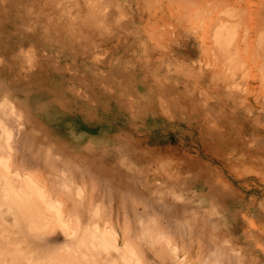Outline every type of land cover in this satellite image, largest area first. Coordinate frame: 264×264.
Listing matches in <instances>:
<instances>
[{
	"label": "rangeland",
	"instance_id": "rangeland-1",
	"mask_svg": "<svg viewBox=\"0 0 264 264\" xmlns=\"http://www.w3.org/2000/svg\"><path fill=\"white\" fill-rule=\"evenodd\" d=\"M3 2L0 5V101L6 98L16 107L24 108L33 121L37 136L46 135L54 142L63 143L64 148H66L64 151L68 150L67 148L71 144H75L71 152L89 153L87 149L94 144L97 148L96 154L101 157L99 160L101 159V162L107 165L109 173H116L117 175L121 167L119 161L124 160L125 165H123L125 167L122 166L124 171L129 166L141 176L140 181L142 183L138 184L139 187L136 186V190H140L137 191L138 197L139 195L141 197L159 196L161 191L166 189L175 192L177 195L181 193L182 197H185L184 199H189L187 206L197 208L195 214H204L203 212H205L210 218L209 220L219 222L217 226L219 228L216 231L213 230L215 232H212L211 228L209 231L214 234L217 233V236L213 234L216 238L221 239L222 236L227 238V243H225L224 237L222 242L224 240L223 244L231 250H234L236 246L234 251L238 254H244L245 260L243 259V261L246 262L245 264H247V260L249 263L252 258L253 260L249 264H264V91L263 93L260 91L264 90V65L261 64L260 59L250 58L244 52L248 56L237 52V56L243 55L242 58L240 56L234 61V64L237 63L236 65L240 66L237 68L234 65L236 81L239 82L241 79L243 82L245 79L251 81V77H249L252 75L249 74L251 72L254 73V78L260 79L259 84L257 81L254 82V85L260 86V89L258 88L256 93L248 94L244 89V83L232 86L238 95L246 96L245 94H247L249 96L250 107L240 108V104L235 101L222 103L224 104V112L221 113V110L217 111L219 103L216 98L218 97L210 79L208 80L206 67L204 66L202 69L193 68L198 65L201 59H203L202 62H206L205 56L202 58L200 53L194 51L189 56L183 53L172 54L168 51H165L162 56L142 52L134 56L130 54L129 49V51L127 50V47L131 46V43L125 42L130 27L134 29V34L145 36L142 30L145 29V23L148 19L143 16L145 19L142 20L144 13L159 15L163 12L162 19L174 25V16L178 12L176 5L169 4L166 0H161L158 3L157 0V3H154L155 6L163 3L159 10L155 12L153 7H145L142 4L139 7H143V10L140 11L139 8L137 14L127 0H120L123 20L117 21L118 26L115 22L106 26L114 31L117 35L115 38L111 34L106 35L107 31L104 27L100 29L101 34L88 35L87 30H81L78 27L79 23L76 22L74 26L72 24L67 25L65 17L56 13L52 15L53 23L64 24L68 30L75 33L72 37L78 38L81 43L80 36L89 41H96V39L99 41L101 36L103 41L100 42L99 48L89 50V48H84L79 44L72 45V42L69 41L70 32L67 31L63 33L62 40H68L69 44L68 41L65 43H62V40L59 41L58 32L55 30L50 33V36H46V39L41 38L38 31L41 26L35 25L36 21L41 19H36L34 15H31L25 0H3ZM202 2H206V0ZM241 4L240 2L234 4L238 13H241L239 11ZM16 5H23L25 8V13H22L24 18H19L15 9ZM43 6L45 5L41 4V7ZM223 10H226V7L219 8L211 14L207 12L199 19H190L185 25H188L190 29L192 26L191 30L195 31V36H198L209 25H213L211 22H217L214 25L216 27L220 25L223 27L228 21L227 11ZM37 13L39 16L36 15V17H40L41 10ZM236 13L233 12V14ZM218 14L219 17L221 14L223 16L217 18L216 15ZM134 15L137 17L141 15V20L139 18L138 23L131 24V18ZM13 16L17 17L14 18ZM236 18L238 17L232 18L233 21ZM149 20L151 23L152 21L155 23L154 19ZM200 22L201 24H199ZM239 22V20H235V25H238V28L241 27ZM236 26L229 29H232L230 34L235 33L231 34V37L238 40L239 38L235 37L242 35L238 33H242L244 27L242 31V27L238 30ZM236 31L238 32L236 33ZM54 33L56 36L53 35ZM225 38H228V35L225 34ZM177 39L176 37L172 43V41L164 38L162 42L169 46L181 47ZM191 40H189L190 43H194V39ZM254 40V46L255 44L257 46L258 43V46H261L264 43L262 41L260 45V42L257 43L256 41L255 43ZM61 45L64 46L63 49ZM202 54L204 55V53ZM218 55L223 61L225 54ZM214 56L210 52L213 66L218 61L212 58ZM220 56L218 57L220 58ZM218 57L215 56L217 59ZM243 58L246 59L247 64L241 63L244 61ZM250 59L256 60L255 64L261 62L258 69L253 65L254 60L251 61ZM160 60L162 63L158 62ZM247 60L253 63L250 64L253 69L251 66H249L250 68L247 67L249 64ZM262 61L264 62L263 59ZM245 64L247 70L246 68L242 69ZM185 70L190 75L184 73ZM198 70L200 77L195 80L191 74H196ZM239 74L243 78H241L242 76L239 77ZM246 75H249L248 78ZM199 86L202 87L203 94L208 96L207 100L203 99V94H199L197 90ZM219 91L223 92L221 88ZM256 94L258 97L261 96L257 101L253 98ZM194 96L196 101L191 103L190 98ZM236 107L240 108L238 110L240 118L233 115ZM256 108L259 110L257 111ZM246 109H250V112ZM233 117L235 122L232 123ZM7 123L12 124L10 120ZM92 123L95 124L96 135L94 137L93 134H89L83 128V126ZM189 123L198 126L194 133L189 129ZM229 127L234 128L232 134L227 132ZM231 151L240 152L238 155L240 157H232ZM101 152L103 153L101 154ZM78 173L76 176L74 173L70 174L71 177H75L72 180L75 179L78 183V179L80 180L84 190L85 199L83 198L81 203L83 211L81 213L80 210V214L76 212L80 222L91 224L96 220L99 225L110 224L120 236L129 233V230H134L132 221L133 229L127 230L124 223L134 218L131 216L134 214L132 208H139L138 202L137 205H133V201L131 203L132 208L127 206L129 207L126 212L128 219L122 221L120 218L126 217L122 216L125 213L124 211L121 212L122 209L118 203L119 197L116 195L117 189L108 187L106 183H103L104 180L100 182L98 188H95L93 184L88 183V178L83 181L82 176ZM118 181L122 183L113 182L114 185L119 186L114 187L120 188V186L125 185L123 179ZM90 183L92 182L90 181ZM219 189L223 190L224 194L234 198V202H226L223 198L215 197L218 196L215 192ZM89 190L95 198L92 197ZM97 190H99L98 194H96ZM102 190L105 194L101 193ZM108 190H110L112 198L109 196ZM89 195L92 198L90 201L88 200L90 199ZM211 195L213 197H210ZM53 196L61 201L65 213L73 211L76 207L73 202L74 205L70 204V208H68L69 202L72 201H67L69 200L67 197L65 200L58 193ZM138 199L135 198V200ZM184 199L182 201L180 197H177L176 201L183 203L185 202ZM96 200L101 207L99 219L96 217L94 221H91L93 218L90 217L91 219H89L90 213L86 205L88 204L90 207ZM171 200L174 201L175 199ZM233 203L239 204L233 205ZM103 207L105 208L103 209ZM189 211L194 212V209H189ZM73 212L71 214L74 215L75 210ZM230 214H234L235 218L230 217ZM6 216L8 215L6 214ZM130 217L133 218L130 219ZM90 221L91 223H89ZM120 223L121 225L124 224L122 226L127 233L124 229L119 228ZM206 228L205 231L208 230V227ZM223 231L224 233H222ZM208 232H205V236L210 235L215 243L218 240L217 245L220 244L221 240L219 242V239L214 238L213 235L211 236L212 233ZM48 237L49 241L58 248L65 240L63 234L58 231L53 232ZM175 238L176 242L180 244L179 246L184 248L185 244L183 245L181 241L185 240ZM179 238L181 237L179 236ZM190 239L192 241L189 243L186 241V250L182 249L181 251H190L188 255L191 253L194 259L192 264H202L201 258L204 251L201 249L203 248L201 244L204 245V243L198 241L197 237ZM231 243L232 247L230 246ZM225 245L222 246L226 248ZM188 247L190 248L188 249ZM242 247L243 249H241ZM199 249H201L200 253L198 252ZM201 252H203L202 256ZM150 255L156 258L153 254ZM195 255L196 259H199L198 262ZM190 257L188 256L189 260H191ZM250 257L252 258L248 259Z\"/></svg>",
	"mask_w": 264,
	"mask_h": 264
},
{
	"label": "bare ground",
	"instance_id": "bare-ground-1",
	"mask_svg": "<svg viewBox=\"0 0 264 264\" xmlns=\"http://www.w3.org/2000/svg\"><path fill=\"white\" fill-rule=\"evenodd\" d=\"M127 1L137 14L139 8L140 11L143 10V7H139L142 6V4L145 5V7H153L155 12L159 10L161 7L160 5L163 4L161 3L155 6L156 4L154 3L157 0H135V5L134 0ZM160 1L158 0V3ZM202 1L203 0H166L167 3L177 6L178 12L174 16V25L162 19L163 12L159 15H156V13L152 15L148 12L146 14L144 13L142 15V20L147 18L148 21H146V27L142 30V33L145 34L146 38L143 34H134V29L130 27L125 42L131 43V46H128L127 50L129 49L130 51H128L130 54L134 56L139 52L157 54L158 56H162L165 51L172 52V54L183 53L186 56L192 54L193 51L198 54L200 53V57L203 58L205 56L204 60L206 62H202L203 59H201L198 65L193 68L198 67V69H202L204 66L206 67L209 77L208 80L210 79L211 84L215 88V94H217L218 97L216 98L219 103V105H217L219 107L217 111L221 110V113H223L224 104L233 101L236 103L238 102L240 108L250 107V103L248 102L249 96L245 94L246 92L244 93L246 96H240L233 90L234 88L232 86L244 83V89L247 93L253 94V92L257 91L260 87L254 85V82H258L260 79L258 80L257 77L254 78V73L249 72V74H252L251 76L248 75L251 77V81L248 79H245V82H243L242 79L239 82L236 81V73L234 74V70L236 71V69L234 65L237 63L234 64V61L240 56L242 58V55L247 53L250 58L260 59L262 62L260 63L264 65L262 61V59L264 60V43L261 45V42L264 41V0ZM0 2V5L4 3L3 0H0ZM166 2L165 4H167ZM236 2H240V4L244 2L241 4V7H239L241 13H238V9L234 8ZM25 4L32 13L31 15H34L36 19H41L36 21L35 24L41 26L38 29L41 38L46 39L45 37L50 36V33L55 30L58 32L59 41H61L63 33L67 31L70 32L71 38L69 41L72 42V45L79 44V46L82 45L84 48H89V50L91 48L95 50L99 48L100 42L103 41L101 36L99 37V41L97 39L96 41L85 40V38L80 36L82 44L78 41V38L72 37L75 33L72 30H68L64 24H58L57 22L53 23L52 15L56 13L61 17H65L67 25L72 24L74 26L76 22L79 23L78 27H80L81 30H87L88 35L91 34L96 36L95 33L101 34L100 29L104 27L107 31L106 35L111 34L113 38L117 35L106 26H110L113 22L118 26L119 24H117V21L119 19L123 20L120 0H25ZM41 4L45 6L41 7ZM223 7H226V10L223 11H227L228 15V21H226L223 27H220L221 25L219 27L214 26L217 23L214 20L216 23L211 22L213 25H209L210 27H206L199 35L197 34L198 36H195V31L191 30L192 26L190 29L188 25H185L190 19H199L207 12L211 14ZM15 9L16 12H18L19 18H24L22 13H25V8L23 5H16ZM39 10H41V16L36 17V15L39 16V13H37ZM233 12L237 13L233 14ZM143 16L145 18H143ZM216 16L218 18L219 14ZM221 16L223 15L221 14ZM221 16L219 18H221ZM235 16L238 18L233 21L232 18ZM13 17L16 18L17 16ZM139 18L141 20V15L138 17L134 15L131 18V24L138 23ZM149 19H154L155 23H153L154 21L151 23ZM235 20L240 21L239 25H241L242 31L244 27V31L238 33L242 35L239 37L237 35V37H235L239 38L238 40L231 37V34L235 33L230 34L232 29H229L236 26ZM241 22L243 24H240ZM199 24H201V22ZM199 24L198 26L200 27ZM241 27L238 28V25L236 26L238 30ZM237 32L238 31H236V33ZM225 34L228 35V38H225ZM53 35L56 36L55 33ZM65 37H67V35H65ZM176 37L181 47L169 46L162 42L164 38H167L173 43ZM255 37L256 40H254ZM110 39L112 38L110 37ZM190 39H192L191 41L194 39V43L191 42V44L189 41ZM234 40L236 41L234 42ZM253 40L255 43L256 41L257 43L260 42L261 46H258L259 43L257 44L259 48L256 44L254 46ZM62 41V43H65L68 40ZM69 41L67 42L68 44ZM137 42H139V44H137ZM225 42H227L226 45H224ZM61 48L63 49L64 46L61 45ZM210 52L216 57L220 56L218 54L224 53L223 61L221 56L220 58L218 57V59L214 56L212 58L218 61L213 66L214 63H211ZM237 52L240 54L244 53L237 56ZM202 53H204V55ZM247 54L244 55L248 56ZM235 57L237 58L233 60ZM245 60L241 61V63L245 62ZM255 61L256 60L253 62L254 64L251 63L258 69L260 63L255 64ZM158 62L162 63L161 60ZM204 63L205 65H203ZM251 63L249 61L247 67L251 66L253 69V66L250 65ZM246 64L242 69L246 68ZM238 67L240 66L238 65L237 68ZM246 72L248 74V71ZM184 73L188 72L185 70ZM191 75L195 77V80H198L200 72L198 70L196 74ZM241 76L239 74V77ZM248 76L246 75V78H248ZM241 78H243V76ZM220 88L223 90L222 93L219 91ZM197 90L199 94H203L202 87L199 86ZM260 91L263 93L264 90ZM202 96H204L203 99L207 100L208 96H205V94ZM260 97L261 96L258 97V94H256L253 98L257 101ZM235 99L240 101H236ZM190 101L191 103H195V96L190 98ZM257 105L262 107L259 104ZM240 108L236 107L233 111V115L239 118L238 110ZM246 110L250 112V109ZM256 110L258 111L259 109L256 108ZM8 120H10L12 124L7 123ZM234 120L235 118L233 117L232 123L235 122ZM94 125L95 124L92 123L91 125L83 126L86 132L93 134V137L96 135ZM197 128L198 126L193 123L189 126V129L193 133ZM241 130L243 131V129ZM57 132L55 133L57 134ZM227 132L232 134L234 128L229 127ZM37 135L33 121L26 113V110L21 107H16L10 100L3 98L0 101V264H192L194 259L191 253L188 255L190 251L182 252L181 250L185 249L187 244L186 241L189 243V241H192L190 238L193 237H197L198 241L200 240L204 243V245L201 244L203 248L199 247L204 251V253L201 252V256L203 253L202 258L200 256L203 261L202 264L246 263L243 261L245 257H243L244 254H238L234 251L236 246L234 250H231L227 245L223 244L224 240L222 242V238L224 236L221 234L224 233V231L220 234V237L222 236L221 239H219V237L216 238L217 233H212L219 228L217 227L219 222L217 223L216 221L212 222L209 220L210 218L207 217L205 212H203L204 214H195L197 208L195 209L187 206L189 199H184L185 197H182L181 193L177 195L175 192L166 189L161 191V195L159 196L147 195L141 197V195H139L138 197L137 191L140 190H136V186L142 183L140 181L141 176L129 166V168H125L126 171H124V168H122V166L125 165L124 160L119 161L121 167L117 175L116 173H109L106 167L107 165L101 162V159L99 160L101 157L96 154L97 148L94 144V146L92 145L87 149L89 153H84L83 151V153H75L71 152L75 144H71L69 148H67L68 150L64 151L66 148H64L63 143L54 142L46 135H42V137ZM177 141L180 142V140ZM102 153L103 152H101V154ZM230 154L232 157H240L238 156L240 152L231 151ZM78 172L82 176L81 179L83 181L88 178V183L93 184L95 188H98L100 182L104 180L103 183H106L108 187L117 189L116 195L119 197L118 203L122 209L120 210L121 212L124 211L125 214L122 216L126 217H122L123 219L120 218L122 221L128 219L126 212L128 211L127 208L133 207L131 203L134 201L133 205H137L138 202L139 208H132L134 214L130 212L133 214L131 216L134 218L130 217V219H133L127 220L124 223L126 224L125 228L127 230L129 228H134V230H129V233H127V231H125L126 229L123 228L124 226H122L124 224L121 225L120 223L122 227L120 226L119 228H121V230L124 229L125 233H127L125 235L121 234L122 237L110 224L104 223L99 225L96 220L94 221V219L99 216L101 208L98 204V200L93 204L91 203L92 205H90V207H88V204L86 205L90 213L89 219L93 218L91 221L94 222L91 223L90 221L89 223L91 224H87V222L82 224L80 222V218H78L76 212L79 213L81 210L80 212L82 213L83 211L81 209V203L85 197L84 190L81 187L80 180L77 178L79 181L78 183L75 179L72 180L75 177H71L72 173L76 176ZM120 179L124 180L125 185L117 188L119 186L114 185L113 182L121 184L122 182L118 181ZM90 181L92 183H90ZM90 190L89 193L92 194ZM91 191L93 192V190ZM98 191L99 190L96 191V194H98ZM109 191L110 190H108V192ZM56 193L60 194L63 199L65 198V200H67V198H69L67 201H72L71 203L69 202L68 208H70V204L73 206V202L75 203L74 215L71 214L74 210L69 212L71 215L68 212L65 213L61 201L53 196ZM101 193L105 194L103 190ZM215 193L218 195L215 197L223 198L226 202H234L235 200L227 194H224L223 190L219 189ZM110 194L109 192V196ZM92 197L95 198L93 194ZM96 197L98 199V196ZM177 197H180L181 200L184 199L185 202L179 203L176 201ZM210 197L213 196L211 195ZM89 198L88 200L90 201L92 199L90 195ZM135 198L139 199L135 200ZM171 199L175 200L172 201ZM235 204L239 203H233V205ZM104 208L105 207H103V209ZM189 209H194V212L189 211ZM198 210L200 211V209ZM129 211L132 210L129 209ZM191 212H193V214H191ZM6 214L8 216H6ZM229 216L233 219L235 218L234 214H230ZM131 221L132 224L134 223L133 228ZM206 227H208V230L205 231L204 229ZM9 228H12V230H9ZM209 228L212 229V232L209 231ZM55 231L63 234L65 239L64 243L62 242L63 245L61 244L59 248L55 247V244H52L48 237ZM208 231L210 234L212 233L211 236L213 234L216 235L213 236L219 239V242L221 240L220 244L217 245L218 240L215 243V240H213V237H210V235L205 236V232L207 233ZM179 236L182 239L179 238ZM175 237H178L179 240H185L181 241L183 245L185 244L184 248L182 245V247L179 246L180 244L176 242ZM225 239V243H227V238ZM221 243L225 245L226 248L222 246ZM232 243L230 245L231 247ZM235 244L237 245L236 240ZM189 248L190 247H188V249ZM201 249H199V253ZM241 249H243V247ZM150 254H153L156 258H153ZM247 254H249V252H247ZM188 256L192 257H190L191 260H189ZM196 258L195 255V259ZM251 258L252 257L248 259ZM198 260L199 259H196L197 262ZM249 263L247 260V264Z\"/></svg>",
	"mask_w": 264,
	"mask_h": 264
}]
</instances>
